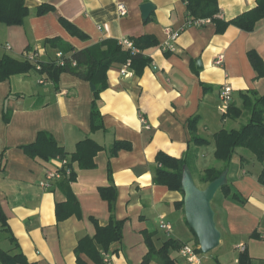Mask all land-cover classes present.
<instances>
[{"label":"crops","instance_id":"0c3cea01","mask_svg":"<svg viewBox=\"0 0 264 264\" xmlns=\"http://www.w3.org/2000/svg\"><path fill=\"white\" fill-rule=\"evenodd\" d=\"M25 1L30 12L23 24L0 25V57L9 55L22 61L26 60L25 51L32 49L41 60H51L57 51L44 43L51 37H60L77 49L107 38L131 40L146 34L155 36L159 44L144 51L152 62L142 75L131 67L123 73L121 63L108 70V86L101 92L100 104L104 129L96 131L91 127L94 90L89 81L64 72L53 83L35 68L0 80V202L7 216L6 226L0 222V242L8 240L12 249L11 233L31 262L78 264L75 249L79 239L96 233L91 217L101 225L110 220L109 201L100 187L113 184L117 190L114 215L125 223L122 239L105 251L111 264H141L150 249L146 234L156 249L169 239L182 245L191 241L190 245L199 248L181 206L182 192L153 180L156 155L164 151L185 156L192 140L189 120L198 116L197 134L210 143L191 145L195 158L189 168L198 176L208 167L224 168V162L215 157L214 135L223 128H240L248 116L246 120L245 116L224 119L221 91L225 85L231 86L230 103L237 105L242 104L241 91L264 94V76H258L248 56L249 50H255L264 61V19L254 31L231 25L218 34L215 23L191 19L186 0ZM146 2L152 5L148 15L141 8ZM256 2L219 0L220 16L232 19ZM44 3L55 8L38 15L37 9ZM119 3L127 6V14H120ZM61 18L77 26L86 38L72 35ZM171 31L179 32L177 39H169ZM168 41L174 50L166 48ZM219 55L224 56L222 64L216 61ZM41 78L50 81L40 83ZM42 131L53 135L69 153L87 137L105 146L95 156L93 168H82L67 156L76 173L70 186L79 210L61 221L56 205L65 202L67 194L60 180L49 188L41 183L47 171L62 166V158H34L23 148L35 142ZM117 140L130 142L132 148L111 155L110 148ZM250 152L238 148L227 173V183L246 201L218 190L212 207L221 241L210 255L198 253L201 264H238L242 245L252 264H264V185L258 180L264 161ZM162 220L171 223L170 232L161 228ZM254 232L260 237L253 236ZM168 255H156L149 264H164L167 258L172 264H191L180 249L170 248ZM81 257L95 264L85 254Z\"/></svg>","mask_w":264,"mask_h":264},{"label":"trees","instance_id":"16d2710c","mask_svg":"<svg viewBox=\"0 0 264 264\" xmlns=\"http://www.w3.org/2000/svg\"><path fill=\"white\" fill-rule=\"evenodd\" d=\"M187 10L192 20L210 19L216 25V33L222 34L231 25L237 26L245 31H254L259 21L264 19V0H257L256 5L232 19L226 20L220 16L221 8L219 0H186ZM54 6L50 4H41L37 9L38 15H43L51 10ZM30 9L25 0H0V25H19L23 24ZM61 22L72 34L80 38H86V35L74 24L61 18ZM133 47L137 50L132 52L131 48L123 45L119 40L114 38L103 39L102 41L83 49L75 48L70 42L62 40L60 37L47 38L44 43L47 47L61 51L63 53L64 64H59L56 56L48 61L41 60L42 69L40 73L47 76L53 83L58 82L59 76L68 72L83 80L89 81L96 86L93 92V102L91 109V127L94 131L104 129L103 117L100 109L101 92L108 86V70L116 63L124 64L130 60V67L137 75H142L147 65L152 59L144 54V51L159 44L158 39L152 35H141L131 39ZM248 56L259 77L264 76V61L255 50H249ZM76 64H73V63ZM36 67L28 60H18L9 55L0 57V80L7 79L15 74L25 73ZM241 105L235 102L229 103L227 110L223 114L224 119H238L244 115L248 119L240 128L221 129L214 135L216 144L215 157L224 162V168L217 167L206 168L199 176L201 183L208 184L217 179L224 169L229 168L233 155L238 148H244L251 151L256 159L264 161V94L256 90L247 89L241 91ZM6 120L9 119L6 115ZM199 117L194 116L189 120L191 130V145L198 147L208 145L210 140L197 134V122ZM189 150L183 157H175L164 151H159L156 155L157 168L155 169L154 182L163 184L170 189L179 190L183 194L181 206L184 208L185 192L182 187L184 167H192L195 158V148ZM24 150L34 158L49 160L51 157L67 158L71 155L72 161H78L82 168H93L96 166L95 156L99 151L105 148L94 139L87 137L78 142L74 152L69 153L64 146L60 145L56 139L48 132L42 131L38 134L35 142L23 146ZM130 142L117 140L110 148L111 155H116L119 151L130 150ZM72 164V162H71ZM4 169V168H3ZM109 177L112 179V172L109 168ZM76 179V173L68 178L60 180V187L67 194L65 202H59L56 205V216L58 221L67 219L73 213L79 210V202L71 190L70 183ZM258 180L264 185V169L258 176ZM225 195H231L234 199L245 202L246 199L237 191H233L229 183L224 184L220 189ZM100 192L109 201L111 217L106 225H101L99 221L91 217L96 227L94 236L85 235L79 239L75 249L78 264H89L81 254L88 256L95 264H104L103 251H108L111 243L121 240L123 237L124 219H117L114 215L115 201L117 190L113 184L100 187ZM0 222L7 225V216L0 202ZM8 227V226H7ZM9 231V228H5ZM194 232V231H193ZM253 236L260 237L258 232ZM149 251L144 257L141 264H149L156 255L169 256L170 248L180 249L183 245L173 239L166 241L163 246L156 249L152 246L150 235L146 234ZM10 242L14 245L12 249L0 247V264H36L31 262L25 253L19 248L16 238L10 233ZM196 242L199 240L196 235ZM16 249V250H15ZM202 253L201 248L196 249ZM164 264H172L169 258L163 260ZM238 264H252V258L245 249L241 252Z\"/></svg>","mask_w":264,"mask_h":264},{"label":"water","instance_id":"95a60500","mask_svg":"<svg viewBox=\"0 0 264 264\" xmlns=\"http://www.w3.org/2000/svg\"><path fill=\"white\" fill-rule=\"evenodd\" d=\"M141 8L144 14L148 15L152 5L146 2L141 5ZM91 88L95 90L96 86L91 83ZM227 173L228 168L217 179L208 183L205 188H201L195 182L190 168L187 165L184 167L182 187L185 192V215L189 226L198 237L199 247L205 254L217 248L221 241V232L215 222L212 201L218 190L227 184Z\"/></svg>","mask_w":264,"mask_h":264},{"label":"built area","instance_id":"2783aa9c","mask_svg":"<svg viewBox=\"0 0 264 264\" xmlns=\"http://www.w3.org/2000/svg\"><path fill=\"white\" fill-rule=\"evenodd\" d=\"M118 10L120 12L121 15H125L128 12V8L124 3H119L118 4ZM200 21H210V19H199ZM170 36L169 39L170 40H175L177 39V37L179 36V32L178 31H171L169 32ZM123 45H125L128 48L132 49V52H136L137 50L133 47V42L132 40L128 39V38H123L120 41ZM166 48L174 50V45L171 42H167L166 43ZM25 55V59L32 62L34 64V66L36 67L37 71H40L42 69V65H41V59L39 58V54L37 51L32 50V49H28L25 51L24 53ZM56 58L59 61V64L63 65L64 61H63V53L61 51H57L55 54ZM224 60V56L223 55H219L216 59L217 63L222 64ZM73 64H76L75 62ZM130 67V60H128L126 63H124L123 68H122V72L127 74L128 73V68ZM45 78H41L40 79V83H44L46 82ZM231 92H232V87L229 85H225L221 91V97L223 99V109L224 111L227 110V107L230 103V99H231ZM140 119L141 122H143V124H146L148 126L147 120L143 115H140ZM73 174V165L71 164V161L68 158H63L62 159V166L59 167L56 170H49L47 171L46 174V178L42 181V185L45 188H49L52 186L53 182L59 181L63 178H68ZM161 228L165 229L166 231L170 232L172 230V225L171 223L162 220L161 224H160ZM197 248L190 245V244H184L181 248H180V253L186 257L191 264H201L200 258H199V254L196 250ZM241 250L244 251L245 248L242 245L241 246ZM103 262L104 264H111L112 260L111 257L109 255L108 252H103Z\"/></svg>","mask_w":264,"mask_h":264},{"label":"rangeland","instance_id":"374dc122","mask_svg":"<svg viewBox=\"0 0 264 264\" xmlns=\"http://www.w3.org/2000/svg\"><path fill=\"white\" fill-rule=\"evenodd\" d=\"M45 81L48 82V81H50V80H45ZM244 116H245V117H243V119L246 120V119H247V115H244ZM249 152H250V151H249ZM249 154H252V153L250 152ZM256 165H257V166H260L259 163H257ZM193 176H194V179H195V182L197 183V185L200 186L201 188L204 187V184H202V183L200 182V180H199V176H198V174H196V172H194ZM189 243L191 244L192 242L189 241ZM0 245H1L4 249H7V250L11 249L8 240H6L5 242H0ZM209 255H210V253H209ZM208 259H210V257H208Z\"/></svg>","mask_w":264,"mask_h":264}]
</instances>
